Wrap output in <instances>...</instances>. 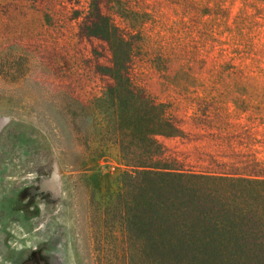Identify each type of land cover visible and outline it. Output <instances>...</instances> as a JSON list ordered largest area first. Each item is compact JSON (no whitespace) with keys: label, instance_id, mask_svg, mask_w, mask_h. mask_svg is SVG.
<instances>
[{"label":"rangeland","instance_id":"1","mask_svg":"<svg viewBox=\"0 0 264 264\" xmlns=\"http://www.w3.org/2000/svg\"><path fill=\"white\" fill-rule=\"evenodd\" d=\"M124 1L140 31H130L131 76L181 129L157 138L160 164L264 174V124L253 116L264 90L239 86L264 75V1ZM91 2L0 0V264H159V252L120 234L114 201L129 167L119 145L93 130L81 146L84 119L65 143L46 105L89 107L113 85ZM80 157L85 180L70 166Z\"/></svg>","mask_w":264,"mask_h":264},{"label":"trees","instance_id":"2","mask_svg":"<svg viewBox=\"0 0 264 264\" xmlns=\"http://www.w3.org/2000/svg\"><path fill=\"white\" fill-rule=\"evenodd\" d=\"M107 1L120 21L103 14L100 2L92 0L89 30L109 44L107 75L113 85L89 107L61 109L55 99L46 101L61 138L68 142L72 125L84 119V129L76 126L81 146L93 130L119 145L129 167L122 176L124 190L114 201V208L121 209L120 234L159 252V264H264V174L194 172L160 164L163 147L157 138L177 137L181 129L165 104L155 102L131 76L136 46L130 31L140 36L134 10L124 0ZM239 86L264 90V75L241 77ZM253 116L264 124V111ZM79 160L70 166L85 180L86 164L83 157Z\"/></svg>","mask_w":264,"mask_h":264}]
</instances>
